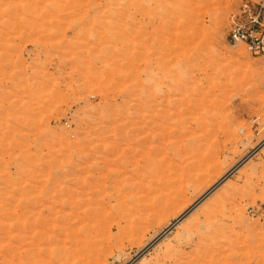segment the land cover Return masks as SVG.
<instances>
[{
  "label": "rangeland",
  "instance_id": "obj_1",
  "mask_svg": "<svg viewBox=\"0 0 264 264\" xmlns=\"http://www.w3.org/2000/svg\"><path fill=\"white\" fill-rule=\"evenodd\" d=\"M243 1L0 0V264H264Z\"/></svg>",
  "mask_w": 264,
  "mask_h": 264
},
{
  "label": "built area",
  "instance_id": "obj_2",
  "mask_svg": "<svg viewBox=\"0 0 264 264\" xmlns=\"http://www.w3.org/2000/svg\"><path fill=\"white\" fill-rule=\"evenodd\" d=\"M227 39L255 55H264V0H244L229 19Z\"/></svg>",
  "mask_w": 264,
  "mask_h": 264
},
{
  "label": "bare ground",
  "instance_id": "obj_3",
  "mask_svg": "<svg viewBox=\"0 0 264 264\" xmlns=\"http://www.w3.org/2000/svg\"><path fill=\"white\" fill-rule=\"evenodd\" d=\"M158 188V187H157ZM150 189V188H149ZM160 190V189H159ZM154 195H156V194H154ZM159 199H161L160 197H159ZM156 200H157V198H156ZM167 200H168V198H167ZM158 204H159V206H162L163 205V202L162 201H159L158 202ZM157 205V204H156ZM153 208V207H152ZM162 208V207H161ZM148 209V208H147ZM155 209V208H154ZM154 212V211H153ZM157 212V211H156Z\"/></svg>",
  "mask_w": 264,
  "mask_h": 264
}]
</instances>
